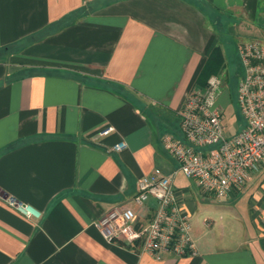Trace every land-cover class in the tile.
Masks as SVG:
<instances>
[{
	"label": "crops",
	"instance_id": "crops-1",
	"mask_svg": "<svg viewBox=\"0 0 264 264\" xmlns=\"http://www.w3.org/2000/svg\"><path fill=\"white\" fill-rule=\"evenodd\" d=\"M228 24L235 49L264 42V0H0V264H264V161L225 200L173 175L192 255L156 259L93 225L125 206L147 223L136 182L176 170L162 136L181 138L177 110Z\"/></svg>",
	"mask_w": 264,
	"mask_h": 264
},
{
	"label": "built area",
	"instance_id": "built-area-1",
	"mask_svg": "<svg viewBox=\"0 0 264 264\" xmlns=\"http://www.w3.org/2000/svg\"><path fill=\"white\" fill-rule=\"evenodd\" d=\"M242 75L236 86V105L243 123L230 132L222 123L219 78L210 75L203 86L188 89L177 110L181 138L162 136V146L177 164L170 174L153 168L140 176L132 202L142 206L149 199L154 202L150 218L136 226L131 207L113 208L100 215L93 225L106 242L121 241L137 245L139 251L153 258L171 252L180 256L194 254L187 214L179 204L172 186L173 175L181 173L190 178L203 194L225 200L242 189L251 172L260 168L264 160V42L241 40L236 44ZM113 128L97 130L104 135ZM124 143L113 146L120 150ZM2 201L17 213L38 217L31 206L11 195Z\"/></svg>",
	"mask_w": 264,
	"mask_h": 264
},
{
	"label": "rangeland",
	"instance_id": "rangeland-1",
	"mask_svg": "<svg viewBox=\"0 0 264 264\" xmlns=\"http://www.w3.org/2000/svg\"><path fill=\"white\" fill-rule=\"evenodd\" d=\"M229 22L231 23V21ZM230 25L231 24L227 25L228 29H226L227 33L225 36L226 40L228 39V43L226 44L223 52L224 68L221 72L216 75L218 76L220 81V96L218 98L217 104L222 109V123L230 132H233L243 123V120L237 109L235 100L236 86L242 75V66L234 46L235 37H233L232 34L235 32L236 28L235 26ZM259 169L260 168L255 171H258ZM261 169L263 171L264 167H261Z\"/></svg>",
	"mask_w": 264,
	"mask_h": 264
},
{
	"label": "trees",
	"instance_id": "trees-1",
	"mask_svg": "<svg viewBox=\"0 0 264 264\" xmlns=\"http://www.w3.org/2000/svg\"><path fill=\"white\" fill-rule=\"evenodd\" d=\"M224 68V56L219 45L214 46L204 58L194 79V85L203 86L212 74H218ZM154 208V206H153Z\"/></svg>",
	"mask_w": 264,
	"mask_h": 264
}]
</instances>
